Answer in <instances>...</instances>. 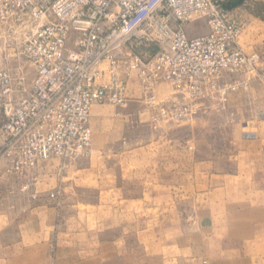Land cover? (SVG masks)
<instances>
[{"label": "built area", "instance_id": "built-area-1", "mask_svg": "<svg viewBox=\"0 0 264 264\" xmlns=\"http://www.w3.org/2000/svg\"><path fill=\"white\" fill-rule=\"evenodd\" d=\"M224 6L225 0H0V29L20 31L22 55L35 68L31 90L17 100L11 73L0 71V171L5 162L6 173L23 178L43 161L59 160L67 170L88 159L94 106L125 108L134 77L155 126L192 122L210 105L225 109L230 94L264 80V68L260 55L243 50L242 27ZM202 18L209 33L189 38L187 27ZM153 44L154 55L138 51ZM226 75L245 79L224 82ZM164 83L173 92L160 99L155 90ZM37 184L32 176L22 190Z\"/></svg>", "mask_w": 264, "mask_h": 264}, {"label": "crops", "instance_id": "crops-1", "mask_svg": "<svg viewBox=\"0 0 264 264\" xmlns=\"http://www.w3.org/2000/svg\"><path fill=\"white\" fill-rule=\"evenodd\" d=\"M258 25L264 29V22L260 21ZM2 35L9 36L8 32ZM259 38L261 41L262 37ZM258 52L262 55L264 64V36L257 46ZM1 66L0 68L4 67ZM244 79L242 76L226 75L224 82ZM251 83L249 89L230 94L227 107L237 115L257 116V123L254 121L256 125H252L253 121L248 120L242 122L243 138L238 154L229 159L230 170L226 169L223 177L210 172L215 178H224V187L214 194L215 200L210 204L208 213L201 215L198 208L194 216L196 214L199 217L197 222L210 232L219 223L224 233L221 238L229 237L233 242L247 247L255 244L259 258L264 252L260 242L264 239V80L254 78ZM139 86L134 77L129 84V102L125 108L94 106L90 119L93 135L91 155L87 160L75 163L65 174L60 168L59 160L43 161L33 175L23 178L6 173L5 162H2L0 264H113L114 261H120L119 264H137L136 251H131L129 245L131 240H136L137 213L154 210L147 203V197L154 193L161 197L184 194L185 187L183 183L180 184V180H183L180 173L184 168L186 152L183 139L173 141L169 138L160 147H157L159 143L153 139L145 145L136 142L139 138V120L144 117L143 120L150 121V111L141 102L144 96ZM172 92V87L165 83L155 90L160 99L168 97ZM1 99L0 122L3 115ZM137 101L141 104L138 105ZM225 111L217 105H210L201 118L180 130L188 128L197 133L207 129L212 133L217 127L218 115ZM246 127L249 131H254V138L248 137L250 132H245ZM165 133L172 137L174 129H168ZM126 137L130 140L124 144ZM153 155H158L159 163L170 171L166 178H161V185L156 192L146 187L138 191L136 183L131 184L137 178L135 174L131 178L130 168L132 165L149 162ZM94 160L95 169L92 167ZM118 166L123 167V171L119 168V172ZM199 166L197 162L194 168L197 170ZM149 175L151 174L147 173L140 177L144 184L150 179ZM32 176L38 178L37 186L23 191L22 187L27 181H31ZM60 187L64 194L67 193L70 202L58 205L41 200L42 195L55 193ZM34 194L38 195L36 200L32 198ZM90 194H95L96 197L89 198ZM160 202L159 208L155 209L160 211V218L156 220L155 226H183L179 223L182 216H179L178 205L169 208L171 204L167 198H162ZM170 209L176 213L175 221H170L167 216ZM181 213L183 215L182 208ZM144 225L152 226V219H145ZM108 230L113 231L112 240L105 238ZM218 237L217 234H209L202 242L221 244L223 241ZM179 243L184 244L182 238L176 240V244ZM144 264L163 263L161 259L154 257Z\"/></svg>", "mask_w": 264, "mask_h": 264}, {"label": "rangeland", "instance_id": "rangeland-1", "mask_svg": "<svg viewBox=\"0 0 264 264\" xmlns=\"http://www.w3.org/2000/svg\"><path fill=\"white\" fill-rule=\"evenodd\" d=\"M226 1L227 0H225V3ZM254 13L260 14L261 17L254 15ZM231 17L242 27L240 43L243 50L247 54L257 53V46L262 42L264 36L263 27L258 25L260 21L264 22V2H256L255 0L247 1L240 8L231 11ZM6 32L7 28L0 29V65L4 66H1L2 68H0V70L6 69L11 73L17 89V93H14V98L17 100L30 91L35 78V68L22 55L21 45L24 37L20 31H17V34L14 35H2L6 34ZM208 33L209 26L207 20L203 18L198 19L187 27L189 38L202 37ZM259 37H262L261 41H259ZM138 49L139 52L146 51L151 55H154L159 50L155 44L148 48L139 46ZM257 54L260 55L262 59V55L259 52ZM261 64L264 68L263 60ZM253 80L254 79L250 80L246 88H241V91L249 89ZM139 90L142 92L140 86ZM238 91L240 92V90ZM141 102L148 107L145 98H143ZM2 103L3 100L1 99V106ZM136 103L138 105L141 104L140 101ZM223 110L226 111L218 115L216 119L217 127L212 133L208 132L207 129L197 133L188 128L180 130L182 127L191 126L195 121L201 118L202 115L194 121L182 125L161 122L155 126L151 122L152 112L149 109L150 121L143 120L144 117L140 119L141 121L139 120V127L137 126V128L140 130L139 138H137L138 141H136L137 143L142 142V145H145V143H150L153 139V141L155 140V142L159 143L157 147H160V144H163L169 138L173 141L183 139L186 152L184 153V168L180 173V177L183 178V180H180V184L183 183L185 187L184 194L161 197L154 193L152 196L147 197V203L152 205L154 210L147 212L138 211L137 213L138 227L136 240L134 242L131 240L129 244L131 251L133 249L136 251L137 264H144V262L154 257L161 259L163 264H264V252L261 253L258 258L256 253L257 246L255 244L247 247L240 243L233 242L229 237L221 238V235L223 236L224 233L221 231V225L219 223L214 231L210 232L208 229L204 230L197 222L199 218L196 215L197 209H200L201 215H204L203 213H208L210 204L215 200L214 194L219 193L224 187V178H215L210 172L223 177L225 170H230L231 165L229 159L231 156L238 154L239 145L243 138L242 133L244 132V128L242 127V122L245 120L253 121L252 125H256L255 123H257L256 120L258 119L257 116L237 115L233 113V111H229L227 105ZM168 129H174L172 137L166 135L165 132H167ZM176 129L179 130L175 132ZM129 140V137H126L123 143L126 144ZM159 162L160 157L158 155H153L152 159L149 162L147 161V163L137 164L136 166L132 165L133 167H131V171H129L130 173L132 172L131 178H134L133 174H135L137 179L134 178L131 184L136 183L138 191L146 187L152 188V191L156 192L157 188L160 187L162 182L161 178H166L170 170L167 168L164 169ZM197 162L200 166L199 169L196 170L194 166ZM209 162H212V164H209ZM95 164L94 160L92 164L94 169L96 166ZM72 166H70V168ZM110 166L113 167V165ZM121 166H118L119 172L121 171L119 168H122L123 171V167ZM63 171L65 174L66 170ZM147 173L151 174L149 175L150 179H147L146 184H144V180L140 177H144V174ZM162 174L164 175L162 176ZM168 178L170 180V176ZM54 192L57 193V198L55 200L50 199L47 194L42 195L41 200L58 205L64 202H70L67 193H63V188H57ZM95 197V194H90L89 196V198ZM139 198L138 195V199ZM162 198L168 199L171 204L169 208L178 205L179 216H182V220H180L179 223H182L183 226L169 228H158L155 226L156 220L160 218V211H155V209L159 208ZM181 208L184 216L181 213ZM195 211L196 214L194 216ZM175 214L176 213L172 212L170 209L167 214L170 221L175 219ZM145 219H152V226L144 225ZM209 234H217V236H219L218 239L223 242L221 244L216 242L212 244H209V242H202ZM105 235L106 239H113L112 230L106 231ZM181 238L184 244L179 243L177 245L176 240ZM198 239L200 240L198 241ZM260 242L264 248V239ZM246 255L249 256L245 258ZM112 263L119 264L120 261H118V263L115 261Z\"/></svg>", "mask_w": 264, "mask_h": 264}, {"label": "water", "instance_id": "water-1", "mask_svg": "<svg viewBox=\"0 0 264 264\" xmlns=\"http://www.w3.org/2000/svg\"><path fill=\"white\" fill-rule=\"evenodd\" d=\"M250 1V0H233L230 3L226 4L224 7L227 11H232L238 7H241L244 5L245 2ZM245 132H250L248 137L254 138V131H249L248 128H246Z\"/></svg>", "mask_w": 264, "mask_h": 264}, {"label": "trees", "instance_id": "trees-1", "mask_svg": "<svg viewBox=\"0 0 264 264\" xmlns=\"http://www.w3.org/2000/svg\"><path fill=\"white\" fill-rule=\"evenodd\" d=\"M228 1H232V0H227L226 2H228ZM254 15H256V16H258V17H261V15L258 14V13H254Z\"/></svg>", "mask_w": 264, "mask_h": 264}]
</instances>
